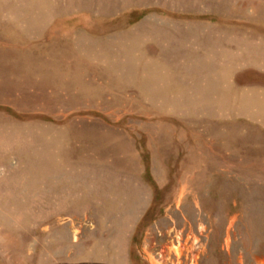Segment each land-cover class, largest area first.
Here are the masks:
<instances>
[{
    "label": "rangeland",
    "instance_id": "rangeland-1",
    "mask_svg": "<svg viewBox=\"0 0 264 264\" xmlns=\"http://www.w3.org/2000/svg\"><path fill=\"white\" fill-rule=\"evenodd\" d=\"M0 264H264V0H0Z\"/></svg>",
    "mask_w": 264,
    "mask_h": 264
}]
</instances>
